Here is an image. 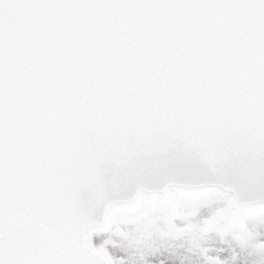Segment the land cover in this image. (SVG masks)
Segmentation results:
<instances>
[{
    "label": "snow or ice",
    "instance_id": "obj_1",
    "mask_svg": "<svg viewBox=\"0 0 264 264\" xmlns=\"http://www.w3.org/2000/svg\"><path fill=\"white\" fill-rule=\"evenodd\" d=\"M0 264H264V0H0Z\"/></svg>",
    "mask_w": 264,
    "mask_h": 264
}]
</instances>
